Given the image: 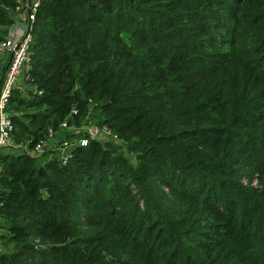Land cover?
<instances>
[{"label":"trees","instance_id":"trees-1","mask_svg":"<svg viewBox=\"0 0 264 264\" xmlns=\"http://www.w3.org/2000/svg\"><path fill=\"white\" fill-rule=\"evenodd\" d=\"M249 3L42 1L32 88L18 86L9 105L24 149L0 153L1 236L13 244L0 264H264V188L233 207L220 196L236 154L264 143V70L252 65L264 55V2ZM18 4L0 0V40ZM94 109L136 166L99 139L66 164L27 152ZM211 211L227 218L228 242L211 238Z\"/></svg>","mask_w":264,"mask_h":264},{"label":"rangeland","instance_id":"rangeland-1","mask_svg":"<svg viewBox=\"0 0 264 264\" xmlns=\"http://www.w3.org/2000/svg\"><path fill=\"white\" fill-rule=\"evenodd\" d=\"M262 1L264 2V0ZM254 4H255V0H254ZM250 5H251V0L248 5V8H249L248 10H250ZM17 12H19V10L15 8V10L12 12L13 15L12 14L11 15L15 16ZM223 28L224 27L221 26V30H224ZM2 29H5V28H2ZM197 32H201L202 34L205 31L197 30ZM219 50H222V49L219 48ZM257 56L258 57H256V59L252 60V65L262 66L264 70V61H263L264 55L262 53H259ZM262 80H264V77H262L261 73H259L255 81V86H258ZM22 86H23L22 93L25 95H28V90L31 89L32 86L26 83V81H24ZM98 114L99 112L97 111V109L92 110L91 113L86 118H84L82 123L79 124L78 126L81 127L85 123H98L99 121ZM67 131L68 130L58 131L53 141L59 142L63 138H69L75 141L80 136L79 133H76L73 131H70V132H67ZM102 140L104 141V143L112 144L114 146L113 148H115V152L118 154H123L129 163H131L134 166L137 165V155L129 151L127 144L123 140H116V139L114 140V139L109 138L108 136H104ZM52 143H53L52 141L47 142V145H46L47 147L45 151L42 153L37 154L31 150L27 152L30 155H32L34 158H36L38 163L45 164L46 162H48V160L52 156L58 155V154L60 155V153H58L57 151L58 144L54 145ZM23 149L24 147L22 148L21 145H18L14 141H11L9 146L6 148V151L11 152L13 154H20L23 152ZM232 166L234 170H236V176L227 177L225 184H224L225 187L222 189L220 196L229 200L230 205L233 207V206H238L240 204H243L244 202L248 203L250 201L249 195L258 194L260 190L264 188V143L261 141H254L250 145L241 149L234 157ZM176 182L182 183L179 176H177ZM162 185H163V189L168 195L174 196L172 188L167 186L166 182L162 181ZM133 188H135V186ZM76 207H77V210L81 218L86 219L87 218L86 209L80 203H78ZM142 207H143V204H142ZM116 208L120 211L128 210L127 208H123V207L120 208L119 205H117ZM207 216L211 223L220 224L218 225L219 226L218 232L209 233L211 238L217 237L220 240H225L226 242H228V236L234 235V233H232L230 227H227L226 225L228 223L227 218L224 215L218 212H215V211L207 212ZM210 228L211 227H208V230L212 231L213 229H210ZM1 234L3 235V234H8V233H7L6 228L3 227V220L0 217V254L7 253L13 249V244L6 242L5 239H2V237H5V236H1ZM206 234L208 233H203L204 238H207ZM36 242L39 243V240H36ZM229 262L232 263L233 261L231 260Z\"/></svg>","mask_w":264,"mask_h":264},{"label":"built area","instance_id":"built-area-1","mask_svg":"<svg viewBox=\"0 0 264 264\" xmlns=\"http://www.w3.org/2000/svg\"><path fill=\"white\" fill-rule=\"evenodd\" d=\"M18 1L17 9H23L27 12L30 26L23 34H16L0 40V58H6L5 65H3L5 66L3 82L0 88V153L13 141L12 134L15 125L12 119V113L9 110V105L14 90L19 86L20 77L27 76L28 70L31 68L33 58L32 23L36 20L43 0ZM74 113L77 114L78 111L75 110ZM61 130H71L80 134L75 141L69 138H63L58 143L57 151L60 153V161L62 164H66L72 157V151L75 146H86L90 139L102 140L104 136H108L111 139L119 140L118 136L108 126L97 123H85L80 127L78 125H69L67 121H64L61 125ZM57 133L53 128H50L48 131V139L38 142L33 152L37 154L44 152L47 147V142L50 141L53 142L52 144L57 145L53 141Z\"/></svg>","mask_w":264,"mask_h":264},{"label":"crops","instance_id":"crops-1","mask_svg":"<svg viewBox=\"0 0 264 264\" xmlns=\"http://www.w3.org/2000/svg\"><path fill=\"white\" fill-rule=\"evenodd\" d=\"M25 1H29V0H25ZM30 26V22L28 20V16H27V12L23 9H19V12L16 13L15 15V22L14 24H12L10 27L7 28V35L6 37H12L16 34H23L27 31V29L29 28ZM5 62H6V58H2L1 59V67L3 69V71H5ZM3 71H2V76L0 78L1 80V83H0V88H1V85H2V82H3ZM25 81V77L24 76H21L20 77V80H19V87L21 89H23V83Z\"/></svg>","mask_w":264,"mask_h":264},{"label":"water","instance_id":"water-1","mask_svg":"<svg viewBox=\"0 0 264 264\" xmlns=\"http://www.w3.org/2000/svg\"><path fill=\"white\" fill-rule=\"evenodd\" d=\"M28 11H29V9H28Z\"/></svg>","mask_w":264,"mask_h":264}]
</instances>
